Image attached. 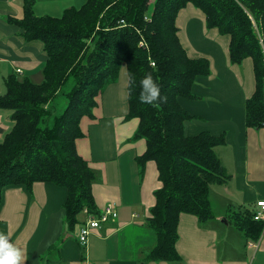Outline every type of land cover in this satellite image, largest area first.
<instances>
[{
	"label": "trees",
	"instance_id": "16d2710c",
	"mask_svg": "<svg viewBox=\"0 0 264 264\" xmlns=\"http://www.w3.org/2000/svg\"><path fill=\"white\" fill-rule=\"evenodd\" d=\"M189 4L205 14L208 28L231 37L233 64L253 59L256 90L246 102V125L264 126V0H86L60 17H37L36 0H24L23 19L12 22L27 41L44 44L47 63L41 84L13 75L0 96V109L11 110L14 122L0 144V207L5 188L22 185L32 192L35 183L43 182L66 188L70 228L86 208L98 215L95 173L79 155L77 140L83 137L82 119L93 117L97 97L125 67L126 120L139 119L132 140L147 143L138 163L142 168L155 161L162 183L148 221L156 236L148 259H179L181 215H195L201 222L214 219L210 188L228 178L216 152L225 136L186 133L194 116L184 102L195 99L197 80L211 74L209 61L189 57L178 36V14ZM148 73L166 98L155 104L139 99L140 81ZM232 217L246 237L260 238L264 225L251 214Z\"/></svg>",
	"mask_w": 264,
	"mask_h": 264
},
{
	"label": "crops",
	"instance_id": "0c3cea01",
	"mask_svg": "<svg viewBox=\"0 0 264 264\" xmlns=\"http://www.w3.org/2000/svg\"><path fill=\"white\" fill-rule=\"evenodd\" d=\"M85 2L36 0L35 13L60 17ZM23 17L24 0H0V96L7 92L10 76L36 84L44 81V44L27 41L12 22ZM177 26L189 57L207 59L211 69L208 77L197 80L195 99L184 102L194 116L186 123V133L225 136L216 152L228 178L210 188L214 219L201 222L195 215L182 214L176 244L179 259H148L156 245L148 221L162 183L155 161L142 168L138 163L147 143L132 140L140 121L126 120L129 76L123 67L118 81L97 97L93 117L82 119L83 137L77 140L79 155L95 173L92 192L98 214L114 204L119 217L93 230L83 246L79 236L86 215L83 212L76 226L69 227L66 188L37 182L28 192L22 185L9 186L3 191L0 233L22 252L21 264H264V228L254 240L236 228L232 217L252 215L260 209L258 202L264 201V126L246 125V102L256 90L253 59L233 64L231 37L208 28L205 14L192 4L179 12ZM11 114L0 109V144L14 126Z\"/></svg>",
	"mask_w": 264,
	"mask_h": 264
},
{
	"label": "clouds",
	"instance_id": "9594fccd",
	"mask_svg": "<svg viewBox=\"0 0 264 264\" xmlns=\"http://www.w3.org/2000/svg\"><path fill=\"white\" fill-rule=\"evenodd\" d=\"M141 92L139 99L145 104H155L166 99L161 96L160 87L151 73L146 74L140 81ZM22 252L9 242L4 233H0V264H21Z\"/></svg>",
	"mask_w": 264,
	"mask_h": 264
},
{
	"label": "built area",
	"instance_id": "2783aa9c",
	"mask_svg": "<svg viewBox=\"0 0 264 264\" xmlns=\"http://www.w3.org/2000/svg\"><path fill=\"white\" fill-rule=\"evenodd\" d=\"M154 66L155 64L152 63ZM21 73V70H18ZM258 209L253 216V220L256 222L264 223V201L258 202ZM86 215V221L80 230L79 241L81 245L85 246L88 243V239L93 230L99 229L103 224L109 223L111 220H115L119 217L117 207L114 204H108L100 214L94 215L86 208L84 210Z\"/></svg>",
	"mask_w": 264,
	"mask_h": 264
},
{
	"label": "rangeland",
	"instance_id": "374dc122",
	"mask_svg": "<svg viewBox=\"0 0 264 264\" xmlns=\"http://www.w3.org/2000/svg\"><path fill=\"white\" fill-rule=\"evenodd\" d=\"M67 1H72V0H65V2H67ZM74 1H76L77 4H78V2H79L80 0H74ZM84 1H86V0H84ZM5 92H6V90H5ZM5 94H6V93H5ZM5 94H4V95H5ZM65 99H66L65 96H61V97H59V101L61 102L62 106L65 105Z\"/></svg>",
	"mask_w": 264,
	"mask_h": 264
}]
</instances>
